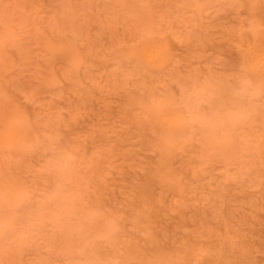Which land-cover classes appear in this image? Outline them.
<instances>
[{"label":"rangeland","instance_id":"1","mask_svg":"<svg viewBox=\"0 0 264 264\" xmlns=\"http://www.w3.org/2000/svg\"><path fill=\"white\" fill-rule=\"evenodd\" d=\"M254 22L264 38V0H0V90L29 134L2 152L22 192L0 217L16 234L0 264H13L14 237L22 264H264L261 115L252 125L247 111L264 95L242 65ZM154 39L168 55L158 75L136 54ZM166 103L186 118L169 158L153 117ZM71 202L72 226L87 208L112 236L64 227Z\"/></svg>","mask_w":264,"mask_h":264},{"label":"bare ground","instance_id":"2","mask_svg":"<svg viewBox=\"0 0 264 264\" xmlns=\"http://www.w3.org/2000/svg\"><path fill=\"white\" fill-rule=\"evenodd\" d=\"M149 21L152 22L151 19H149ZM254 27L256 28V33L243 51L242 65L246 70L244 77L246 79L247 89L249 91L251 90L253 95L259 96L264 95V38L256 22H254ZM8 34L11 36L14 35V30L9 29ZM56 46L57 44L52 41H46L45 43L46 49L52 53L56 51ZM4 47L3 41L0 40V60L1 58H4L5 61L8 62L4 65L6 69L9 68L11 63L6 58L7 51ZM63 51L64 55L69 58L73 65L78 63L79 55L73 46H69L68 49L64 48ZM136 54L142 66L146 70H150L152 73L157 75L163 70L168 57L164 40L160 39H154L153 41L143 43L142 46H139L136 49ZM6 97L8 96L4 94L2 88L0 90V154L8 148L22 149L24 148L23 146H26L29 142V134L23 123L18 108L11 103L5 105L6 102L4 100H6ZM247 111L252 125L256 121L255 116L259 113L261 115V129L258 130V149L260 153V161L264 163V107L259 109L254 104H249ZM153 117L161 135V149L164 150L166 158H169L178 145L179 140L184 135L186 118L184 117L183 112L171 103L159 105L158 108H156ZM227 117V114H219L216 118L213 116L211 117V132L214 134L211 138L213 141L216 140V122L222 124L227 120ZM227 152V158L232 159L233 150L230 149ZM0 161L4 163L6 161V155L2 154L0 156ZM163 164L165 174H167V164ZM3 175L4 174L0 164V217L4 213L3 208H16L17 205H20V193L22 192L20 184H10L9 181L3 177ZM81 182V179L80 181H77L78 184ZM73 207H75V203H69L67 208L68 216L65 219L64 227L77 229L82 233L91 232L92 237H97L103 232H106L107 237L112 236V232H110L109 229H105L104 218L99 213L87 208L83 209L85 223L79 228L72 226L71 217L69 215L75 213V211H73L75 210ZM94 210L96 211V209ZM8 233V230H4V228L0 226V240L5 239L6 237L12 238L16 235ZM21 242L22 240L20 239L17 243L16 237H14V240L10 242L11 245L18 246L16 249L17 251L10 258V260H13V264H22L20 262L22 255V246L20 245ZM77 244H79V242H77ZM71 248H74V246H71ZM159 256L164 258V254L161 252H159Z\"/></svg>","mask_w":264,"mask_h":264}]
</instances>
